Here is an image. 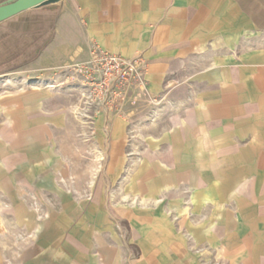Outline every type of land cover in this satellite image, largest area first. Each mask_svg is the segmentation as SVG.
Instances as JSON below:
<instances>
[{
  "label": "crops",
  "instance_id": "1",
  "mask_svg": "<svg viewBox=\"0 0 264 264\" xmlns=\"http://www.w3.org/2000/svg\"><path fill=\"white\" fill-rule=\"evenodd\" d=\"M92 45L143 55L148 91L77 122L46 86ZM0 264H264V0H62L0 23Z\"/></svg>",
  "mask_w": 264,
  "mask_h": 264
},
{
  "label": "built area",
  "instance_id": "2",
  "mask_svg": "<svg viewBox=\"0 0 264 264\" xmlns=\"http://www.w3.org/2000/svg\"><path fill=\"white\" fill-rule=\"evenodd\" d=\"M64 83L79 96L77 112L90 117H121L127 105L139 93L148 91L147 62L143 55L127 58L92 45L89 58L69 66L63 73ZM46 87L56 86L50 84Z\"/></svg>",
  "mask_w": 264,
  "mask_h": 264
},
{
  "label": "water",
  "instance_id": "3",
  "mask_svg": "<svg viewBox=\"0 0 264 264\" xmlns=\"http://www.w3.org/2000/svg\"><path fill=\"white\" fill-rule=\"evenodd\" d=\"M61 1L62 0H10L0 5V23L28 10L58 4Z\"/></svg>",
  "mask_w": 264,
  "mask_h": 264
},
{
  "label": "rangeland",
  "instance_id": "4",
  "mask_svg": "<svg viewBox=\"0 0 264 264\" xmlns=\"http://www.w3.org/2000/svg\"><path fill=\"white\" fill-rule=\"evenodd\" d=\"M8 1H10V0H0V5L6 3ZM48 84L55 85L57 87V90H61V89H67L66 91H68V90L70 91L71 90L70 87H68L67 85H59L58 83H48ZM70 93L73 94L72 90H71ZM73 95H75V94H73ZM72 97H73V98H71L72 99V104H74V106L76 107L80 103L79 96L76 95V96H72ZM73 115H74V118H76V121H77V119H79L78 117L81 116L78 112H76V113L73 112Z\"/></svg>",
  "mask_w": 264,
  "mask_h": 264
}]
</instances>
